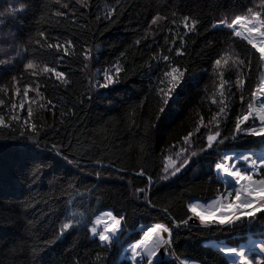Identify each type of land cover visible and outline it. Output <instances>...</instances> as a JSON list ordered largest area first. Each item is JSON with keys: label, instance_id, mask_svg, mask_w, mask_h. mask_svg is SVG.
<instances>
[{"label": "trees", "instance_id": "1", "mask_svg": "<svg viewBox=\"0 0 264 264\" xmlns=\"http://www.w3.org/2000/svg\"><path fill=\"white\" fill-rule=\"evenodd\" d=\"M1 1L3 6L0 10L15 1L26 5V8L11 17L13 22L3 23L4 30H14L9 38H13L20 50L6 42L0 34V59L10 61L7 65H0L5 69L0 72V89L10 84L12 75L19 79L23 64L27 59L34 58L33 46L28 41L35 37L37 27L46 31L50 36L49 42H54L56 37L61 42L72 39L76 55L67 57L58 66V70L69 74L71 86H54L57 82L47 77L36 78L41 83L43 102L52 99L56 108L51 111L41 109L39 103H35L32 105V119L38 125H44L49 145L56 142L68 149L71 144L72 154H89L93 160L98 158L104 169L101 179L97 180L94 175L87 174L93 171L90 165L86 172L81 173L46 149L39 156L28 155L20 148L26 141L17 133L10 134L8 129L0 127V264H101L96 253H100L106 264H120L122 259L117 254L118 250L113 248L110 252H101L83 227L66 233L51 246H45L44 241L58 230L65 207H68L69 215L75 212L79 217L83 213L85 221L93 218L94 213L101 209L123 211L129 233L132 234L125 239H131L139 231L138 225L167 222L163 208L167 207L179 218L185 214V205L190 198L204 200L216 195L220 185L202 174L215 159L214 155H206L204 163L193 165L191 170L183 171L170 181L157 183L150 192V198L156 204L154 209L144 207L142 200L135 199V189L144 187L146 180L134 173L139 171L141 164H146L155 180V174L162 171L165 156H175L184 147L183 136L192 131L201 118L205 125L215 130L209 121L218 111L220 98L217 84L221 77L212 72L213 49L208 45L221 41L224 32L212 30L211 23L223 16L226 10L248 4V0H119L118 5L116 0H90L89 8H81L75 0H61V3L69 4L68 9H61L68 16L53 18L44 25H37L36 21L47 0ZM106 7L118 9L111 21L104 19ZM172 12L176 13V25L171 23ZM157 14L167 16L168 20L151 25L152 18ZM185 14L198 16L200 30L198 34L189 33L184 37L183 56L175 57L174 51L171 54L177 63L188 67L189 72L186 82L176 89L178 94L173 95L175 102L170 101L169 105L164 106V112L160 113L158 110L162 102L158 77L164 70V62L157 66L149 58L162 50L168 54L167 47L171 46L173 34L183 32L179 20ZM98 16L101 18L97 19ZM165 38L169 41L167 45ZM137 40L141 41L139 45L135 43ZM179 43L177 40V47ZM25 47L29 48L28 53L22 51ZM84 48L93 51L90 65L94 71L110 68L119 60L126 69L121 74L120 82L109 89L93 91L95 79L85 67L88 61L81 55ZM235 50L240 53L239 47ZM17 51L21 52L20 56L16 55ZM40 59L47 63L52 56L48 51L41 50ZM233 59L236 57L231 56L229 64L224 66L225 81H235L237 69L231 63ZM240 59H243L242 53ZM149 64L152 65L151 69ZM262 73L263 67L256 65L254 60L244 87L245 104L250 89L259 82ZM26 79H20L18 86L21 89ZM45 81L47 89L44 87ZM89 94L92 95L91 101L87 100ZM7 96H11V90ZM239 96L240 92L235 87L226 93L224 103L229 109V126L242 111ZM5 97V92L0 91V99ZM29 97H34V93L30 92ZM214 100L216 103H213ZM27 106L20 113L21 116H26ZM69 110L75 115H62ZM3 111L0 108V113ZM5 119L7 122V116ZM221 130L226 132L228 129L221 125ZM205 131L201 127V132ZM258 139L247 138L240 143L247 145L251 140L258 142ZM200 146L201 142H197L191 145L189 151H198ZM41 160L52 167H45L34 183L26 182L24 175L30 176V167ZM109 164L111 168L107 167ZM117 169L126 171L120 173ZM70 181L85 193L82 200L68 188ZM165 184L169 186L165 187ZM93 188L95 191L89 195V190ZM97 197L101 202L99 204ZM70 198L74 199V203L68 206L66 201ZM244 234V229L224 235L203 232L195 226L190 229L182 227L174 230L173 248L180 259L191 257L200 264H221L215 249L206 246V241L220 238L235 245L243 242Z\"/></svg>", "mask_w": 264, "mask_h": 264}, {"label": "snow or ice", "instance_id": "2", "mask_svg": "<svg viewBox=\"0 0 264 264\" xmlns=\"http://www.w3.org/2000/svg\"><path fill=\"white\" fill-rule=\"evenodd\" d=\"M75 2L81 8L91 7L90 0H75ZM116 2L118 5L119 0ZM248 4L238 9L226 10L223 16L211 23L212 30L224 32L221 41L208 45L213 49L210 64L212 72L221 77L217 84L220 98L218 111L209 121L215 130L212 131L201 118L193 130L183 136L184 147H181L175 156H165L162 171L155 174V180L153 174H149L146 164H141L139 171L134 173L146 180L144 187L135 189L133 193L135 199L142 200L144 207L154 209L156 204L150 198V192L157 183L170 181L183 171L191 170L193 165L204 163L206 155H214L215 159L209 163L206 171H202V174L220 185L216 190V195L210 200H201L198 197L190 198L185 205V214L179 218L169 212L167 207L163 208L162 211L167 222L138 225L139 231L131 239H125L132 234L129 233L127 218L123 211L112 208L101 210L94 213V218L85 221L83 213H80L79 217L75 212L69 215L68 207H65L58 230L52 233L51 238L44 241L45 246H51L56 240L63 238L66 233L83 227L91 235L101 252H110L116 248L117 254L123 257L120 264H200V261L191 257L180 259L175 256L174 230L182 227L190 229L195 226L203 232L227 235L244 229L245 234L241 243L232 245L226 239L217 238L208 239L206 246L215 249L221 264H264V77L250 89L246 104L244 94V87L252 71L253 61L255 60L256 65L264 67V0H259L258 3L256 0H248ZM25 8L26 5L20 4L19 8L8 6L0 11V25L4 23V16L23 12ZM68 8L69 4L61 3V0H47L36 24L44 25L49 24L53 18H66L68 13L61 9ZM117 10V7H106L104 19L111 21ZM171 15L173 17L171 23L176 25V13L172 12ZM100 18L97 17V19ZM160 20L167 21L168 17H161L157 14L152 18L151 25H156ZM179 25L182 26L183 32L177 31L173 34L171 46L167 47L168 54L162 50L153 53L149 58L155 61L157 66L160 62H164V70L158 77V83L161 85L158 92L162 102V106L158 110L160 113L164 112V106L169 105L170 101L175 102L173 95L178 94L176 89L186 82V74L189 72L188 67L177 63L171 54L173 51L175 57L185 54L184 37L189 33L198 34L201 21L198 16L185 14L180 17ZM169 31L172 32V29ZM177 40L180 42L178 47ZM49 41L50 36L46 31L37 27L35 37L28 41V44L33 46L34 58L27 59V62L23 64L19 79L12 75L10 84L4 89H0L6 94L5 98L0 99V108L4 110L0 113V127L8 129L10 134L17 133L20 138L26 141L20 145L26 154L35 157L46 149L53 153L54 157H59L81 173L86 172V168L90 165L93 171L87 174L94 175L99 180L104 169L100 159L93 160L89 154L83 156L72 154L71 144L68 149L63 144L56 142L49 145L46 142L48 133L44 125H38L32 119V105L35 103H39L41 109L48 108L51 111L56 108L52 99L43 102L44 97L40 91L41 83L36 78L47 77L57 82L54 86H71L69 74L66 71L58 70V66L67 57L76 55L75 44L72 39H65L61 42L59 37H56L54 42ZM140 42L137 40L135 43L139 45ZM165 44H169L167 38H165ZM237 47L240 48V53L236 52ZM41 50L48 51L52 60L47 63L42 62L40 59ZM22 51L28 53L29 48L25 47ZM241 53L243 59H240ZM16 55L20 56L21 52L17 51ZM81 55L85 61L93 59L91 48H84ZM231 56L236 57L231 61L237 69L234 82L223 79L224 66L229 64ZM9 63L10 61L0 59V65ZM151 67L152 65L149 64V69ZM3 71L5 69L0 68V72ZM124 72L126 69L119 60L110 68L103 71L98 69L96 75L99 78L92 85V90L109 89L112 85L120 82L121 74ZM25 77L27 79L21 89L18 85L20 79H25ZM47 86V81H45V89ZM233 87L240 92L242 111L235 116L234 122L229 126V109L224 100L226 93H230ZM9 90H11V96H7ZM30 92L34 93V97H29ZM91 99L92 95L89 94L87 100L91 101ZM213 103L216 101L214 100ZM26 104L28 105L27 114L21 116L20 113L25 110ZM62 115L72 116L75 113L69 110L68 113H62ZM221 125L228 130L222 131ZM201 127H204L206 131L201 132ZM247 138L259 139L258 142L251 140L247 145L240 143ZM197 142H201L199 150L189 151L191 145ZM45 167L51 168L52 165L43 160L39 164L32 165L29 169L30 176L24 175L25 181L34 183L42 175ZM107 167L111 168L112 165L109 164ZM116 171L124 173L126 170L117 169ZM120 178L123 179V175ZM164 186L168 187L169 185L165 184ZM68 188L72 189L81 200L83 199L85 193L79 191L75 183L68 182ZM94 191L93 188L89 190L88 194L91 195V192ZM96 202L101 203L98 197ZM73 203V198L66 201L68 206ZM96 257L101 261V264H106L100 253H96Z\"/></svg>", "mask_w": 264, "mask_h": 264}, {"label": "rangeland", "instance_id": "3", "mask_svg": "<svg viewBox=\"0 0 264 264\" xmlns=\"http://www.w3.org/2000/svg\"><path fill=\"white\" fill-rule=\"evenodd\" d=\"M2 4H3V3H2V1L0 0V7L3 6ZM11 6H12V7H15V8H19L20 4H19L17 1H15V3H13ZM0 11H3V10H0ZM12 16L14 17V15H6V16H4V17H3L4 22H7V23H8V22H13V20L11 19ZM12 32H14V30H13V31H12V30H8L7 28L4 30V29H3V24L0 25V34H2L3 39H4L6 42L11 43L12 45H14L16 48H18V49L20 50V48L18 47V45L15 44L13 38H9ZM92 56H93V51H92ZM92 61H93V59H92L91 61H88V65H87V67H88L89 71H91V72L93 73V75H94V79H95V81H96V79H98L99 77L96 75V72H97V71H94V70L92 69V66L90 65ZM262 77H264V70H263ZM91 79H92V76H91ZM192 151H193V150H192ZM105 210H108V209H105ZM97 213H98V212H97ZM93 218H94V216H93ZM89 227H90V225H89ZM175 256L178 257L176 254H175ZM179 258H180V257H179ZM184 258H186V257H183L182 259H184Z\"/></svg>", "mask_w": 264, "mask_h": 264}]
</instances>
